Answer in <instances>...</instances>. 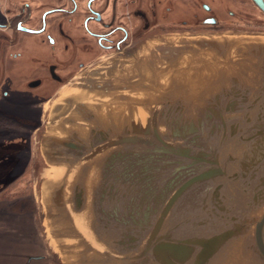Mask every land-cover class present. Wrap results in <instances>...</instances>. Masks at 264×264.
Masks as SVG:
<instances>
[{
	"label": "water",
	"instance_id": "1",
	"mask_svg": "<svg viewBox=\"0 0 264 264\" xmlns=\"http://www.w3.org/2000/svg\"><path fill=\"white\" fill-rule=\"evenodd\" d=\"M190 36L142 39L46 105L36 204L56 264H264V36Z\"/></svg>",
	"mask_w": 264,
	"mask_h": 264
},
{
	"label": "flooded vegetation",
	"instance_id": "2",
	"mask_svg": "<svg viewBox=\"0 0 264 264\" xmlns=\"http://www.w3.org/2000/svg\"><path fill=\"white\" fill-rule=\"evenodd\" d=\"M231 2L247 5L240 0H0V127L12 145L19 138L31 152V136L46 105L79 73L135 49L158 30L170 35L192 26L220 30V8ZM243 14L230 11L229 18Z\"/></svg>",
	"mask_w": 264,
	"mask_h": 264
},
{
	"label": "rangeland",
	"instance_id": "3",
	"mask_svg": "<svg viewBox=\"0 0 264 264\" xmlns=\"http://www.w3.org/2000/svg\"><path fill=\"white\" fill-rule=\"evenodd\" d=\"M240 2L247 5L240 8L231 2L221 6L220 18L223 22L220 30L192 26L188 31L172 33L178 35L188 33L190 37L227 34L264 36V15L251 3V0H240ZM193 11L199 12V9L190 12V19L193 17ZM230 11L244 14L242 18L232 19L229 18ZM246 13L250 16L247 17ZM160 33L163 36L171 34L168 31L158 30L150 37ZM10 139L11 135L0 127V264H56L57 257L46 241L47 236L44 234L36 204L41 173L39 156L34 151L36 133L31 136L33 143L31 152L26 151L27 147L25 150V145L19 142V138L14 145L11 144ZM34 256H44L46 260L28 263V258Z\"/></svg>",
	"mask_w": 264,
	"mask_h": 264
},
{
	"label": "bare ground",
	"instance_id": "4",
	"mask_svg": "<svg viewBox=\"0 0 264 264\" xmlns=\"http://www.w3.org/2000/svg\"><path fill=\"white\" fill-rule=\"evenodd\" d=\"M179 46H181V45H179ZM156 53H157V50H152L151 53H150V55H153V54H156ZM183 53H184V52H183ZM167 54H171V53L168 52ZM150 55H149V56H150ZM170 56H171V55H170ZM159 63H160L159 61H156V62H155L156 65H159Z\"/></svg>",
	"mask_w": 264,
	"mask_h": 264
}]
</instances>
